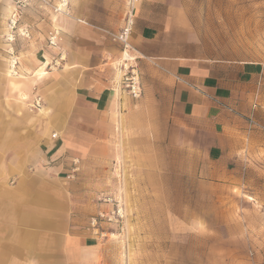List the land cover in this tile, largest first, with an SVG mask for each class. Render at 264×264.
<instances>
[{
	"label": "rangeland",
	"instance_id": "obj_1",
	"mask_svg": "<svg viewBox=\"0 0 264 264\" xmlns=\"http://www.w3.org/2000/svg\"><path fill=\"white\" fill-rule=\"evenodd\" d=\"M66 1L9 0L3 55L6 76L29 77L28 97L19 105L14 93L10 107L11 123L24 126L25 152L42 147L46 154L53 138L54 150L64 144L56 159L33 169L55 165L53 174L73 189L74 217L90 236L79 264H264V0H164L181 12V34L198 56L260 72L252 107L231 121L236 132L219 142L181 132V152L147 127L141 74L131 47L116 40L127 19L114 10L139 0ZM12 58L16 77L8 71ZM47 62L48 75L33 78ZM88 79L108 83L117 99L96 131L79 115L58 114L64 104L57 98L72 100L66 80L80 87Z\"/></svg>",
	"mask_w": 264,
	"mask_h": 264
},
{
	"label": "crops",
	"instance_id": "obj_2",
	"mask_svg": "<svg viewBox=\"0 0 264 264\" xmlns=\"http://www.w3.org/2000/svg\"><path fill=\"white\" fill-rule=\"evenodd\" d=\"M156 2L162 5L154 6ZM163 4L164 0L132 4L130 53L141 74L147 127L181 152V132L186 139L203 135L218 142L236 132L231 121L245 117L246 109L252 107L260 72L243 62L198 56L194 45L181 34V12L172 13L174 9ZM9 8V0H0V264H79L81 246H90V236L74 217L78 209L73 189L53 174L55 165L33 169L44 159H56L64 144L54 150L59 140L50 139L46 154L40 147L29 156L24 149L23 124L10 121L11 99L15 100L16 93L20 105L28 97L24 88L29 77L14 80L5 74L3 32ZM114 11L125 19L128 8ZM64 85L72 100L57 98L64 104L58 114L79 115L89 130L99 129V120L108 117L117 101L111 86L91 79L80 87L69 80ZM80 88L84 92L80 93ZM135 111L131 108L130 117ZM41 112L46 113L44 109ZM54 151L49 158L48 153ZM11 178L16 179L15 186H10Z\"/></svg>",
	"mask_w": 264,
	"mask_h": 264
},
{
	"label": "built area",
	"instance_id": "obj_3",
	"mask_svg": "<svg viewBox=\"0 0 264 264\" xmlns=\"http://www.w3.org/2000/svg\"><path fill=\"white\" fill-rule=\"evenodd\" d=\"M133 5H130L129 8H128V11H127V14H126V19H127V22H126V26L125 28L122 30V33L118 36H116V40H119L122 44H124V47L125 49H129L130 48V45L128 44V38L130 36V33H131V30H132V27L134 25V14H133ZM15 25V22L11 21V26H10V29L13 30L14 29V26ZM12 35V34H11ZM8 37L6 38V41H9V42H13L14 41V36L13 37H10L9 35H7ZM54 38V37H53ZM53 38H51V44L54 45V41H53ZM10 62V66L12 65L11 62H13V68L12 70H14V75L16 76L18 73V62H16V59L12 58V60H9ZM17 66V67H16ZM127 81H130L132 82V86L131 87V90H130V93L131 95L134 97V98H138L140 96V87L137 86V83H136V78L135 77H131V78H126ZM40 99L38 98L36 100V104L39 106L40 105Z\"/></svg>",
	"mask_w": 264,
	"mask_h": 264
},
{
	"label": "bare ground",
	"instance_id": "obj_4",
	"mask_svg": "<svg viewBox=\"0 0 264 264\" xmlns=\"http://www.w3.org/2000/svg\"><path fill=\"white\" fill-rule=\"evenodd\" d=\"M67 1L65 0V3H66ZM66 6V4H63L61 7V9H63L64 7ZM11 8H9V10H10ZM12 10V9H11ZM12 12V11H11ZM6 33L10 36V37H13L10 33H9V31H7L6 30ZM56 37H54L53 38V41H54V44H56ZM125 56H126V58H129V56L127 55V53H125ZM8 62V61H7ZM12 63V65L11 66H9L8 67V71H9V73H10V76H14V77H16L13 73H14V70H12V68H13V62H11ZM48 65V62L42 67V68H40L39 70H37L35 73H34V77H37L38 79H43L45 76H47V72H46V66ZM25 97V96H24Z\"/></svg>",
	"mask_w": 264,
	"mask_h": 264
}]
</instances>
